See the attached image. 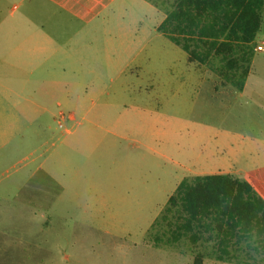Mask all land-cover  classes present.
Wrapping results in <instances>:
<instances>
[{
	"label": "rangeland",
	"instance_id": "374dc122",
	"mask_svg": "<svg viewBox=\"0 0 264 264\" xmlns=\"http://www.w3.org/2000/svg\"><path fill=\"white\" fill-rule=\"evenodd\" d=\"M6 1L5 13H13L19 0ZM160 1L114 0L90 23L65 20V31L78 30L80 74L96 78L87 85L63 87L55 100L31 105L0 87L1 97L18 100L0 102V264H195L200 249L188 241L157 247L147 233L198 159L205 172L230 170L264 199V148L236 138L240 155L233 157L226 141L198 123L187 54L162 33L157 50L155 38L147 43L158 35L162 15L153 2ZM22 11L11 24L18 34L29 30ZM257 39L264 42V15ZM9 51L1 41L2 84L10 83L15 64L25 65L23 51ZM153 68L158 76L149 74ZM62 73L71 81L68 70ZM211 104L209 111L218 105ZM38 106L47 108L41 116ZM244 114L229 130L254 136L264 118L250 108ZM208 120L217 119L210 113ZM217 153L222 165L215 164ZM32 177V188L19 195ZM203 264L238 263L205 257Z\"/></svg>",
	"mask_w": 264,
	"mask_h": 264
},
{
	"label": "trees",
	"instance_id": "16d2710c",
	"mask_svg": "<svg viewBox=\"0 0 264 264\" xmlns=\"http://www.w3.org/2000/svg\"><path fill=\"white\" fill-rule=\"evenodd\" d=\"M158 31L180 47L190 63L205 66L222 86L242 92L251 72L264 0H161ZM157 247L188 241L195 264L264 262V199L232 174L184 179L147 233ZM200 247H203L202 250Z\"/></svg>",
	"mask_w": 264,
	"mask_h": 264
},
{
	"label": "crops",
	"instance_id": "0c3cea01",
	"mask_svg": "<svg viewBox=\"0 0 264 264\" xmlns=\"http://www.w3.org/2000/svg\"><path fill=\"white\" fill-rule=\"evenodd\" d=\"M113 1L114 0H19V4L13 6V13H5L7 1L0 0V43L1 41L8 42V49H10L9 53H20L23 51L25 55V65L19 66L15 64L13 66L14 72L10 79V83L2 84L0 82V87L8 86L7 90L12 92L17 99L24 101L26 105L27 103L31 105L35 102L36 98L44 102L55 100L58 96H61L59 95V91L64 93L63 87L87 85L85 82H87L86 79L88 77H90V80H95L96 78L91 72H89L86 77H82L80 74L82 69L76 57V41L74 39L78 35V30L65 31L64 23L66 22L65 20H67L70 25L76 24L78 26H81L82 23H90L103 9L110 7ZM37 3L40 4L38 9ZM20 8H23V20L29 26V30L26 31V29H24L22 34H18L20 30H18L17 27L11 29V24L14 23V18L17 15L16 11ZM155 9L157 14L160 16L162 15L159 24L156 26L158 35H156V37L152 36V38L149 37L147 43H150L151 40L155 38L157 50V44L160 43L162 38L158 31V27L165 16L157 8ZM38 11H40L41 14L38 13ZM39 20H41L42 24H37L36 21ZM4 26L5 30H1ZM152 34H154V32ZM256 42V47L258 45H263V51H257L255 48L251 72L242 92H237L231 87L222 86L219 77L209 71L205 66L188 62L187 56V82L190 84L193 82L195 83V87L197 86V91H195V104L201 107V120L198 121V123H200L201 126L206 125L205 127L207 130H213L214 134L221 138V142L222 140L226 141V148H229L231 154H233L235 158L240 155L238 150L234 148L232 142L236 138L250 140L251 147L260 145L264 148V123H259L262 130L254 134V136L253 131H251V135H246L229 130L231 129L229 124L239 125L244 120V112L247 111L248 108L254 111L255 117L259 119L264 118V42H260L258 39ZM130 47L131 46H129V48ZM20 69L25 71L23 72V76H21ZM157 69H150L151 73L149 74L153 77L158 76L156 73ZM67 70L70 73L67 78H70L71 81L66 80V76L62 73L63 71L66 73ZM38 71H40L43 76H37ZM49 71L53 72L50 73ZM168 77V84L171 86L176 85L177 77L174 66L170 68ZM33 87L38 88L33 89ZM11 98L10 96L1 97L0 94V102L2 99L9 100ZM99 99L92 98L91 102L94 103L97 100L99 101ZM10 101L18 100L12 98ZM213 101H217L218 105L215 109L211 108V111H209ZM135 102L140 103L141 100H136ZM38 108L40 113L37 116H41L43 110L44 112L47 111V108H41V106H38ZM127 108L128 106L125 105L123 111H126ZM23 112L25 114L27 113V111ZM88 112H90V110ZM210 113L216 117L217 120L215 122H210L208 120V115ZM68 133L71 134L70 131H68ZM4 143L6 144V141ZM220 155V153L216 154L215 164H223L224 159L220 158ZM192 165V167L187 169L188 174L180 180V183L184 179L194 176L211 174L234 175L230 170L205 172L203 159H198ZM33 179V177L30 178L26 183L24 182L23 185L17 188V190H20L19 195L20 193L22 194L24 189L28 186L32 188V184L30 183H32L31 181H33ZM38 181L41 182L40 180ZM28 204L31 206L30 200H28Z\"/></svg>",
	"mask_w": 264,
	"mask_h": 264
},
{
	"label": "built area",
	"instance_id": "2783aa9c",
	"mask_svg": "<svg viewBox=\"0 0 264 264\" xmlns=\"http://www.w3.org/2000/svg\"><path fill=\"white\" fill-rule=\"evenodd\" d=\"M256 50H257V51H263V45H258V46L256 47Z\"/></svg>",
	"mask_w": 264,
	"mask_h": 264
}]
</instances>
